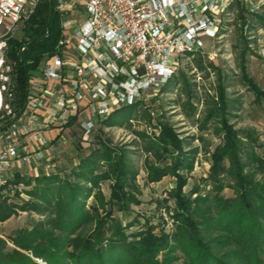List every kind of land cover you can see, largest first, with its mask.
I'll return each instance as SVG.
<instances>
[{"label":"trees","instance_id":"16d2710c","mask_svg":"<svg viewBox=\"0 0 264 264\" xmlns=\"http://www.w3.org/2000/svg\"><path fill=\"white\" fill-rule=\"evenodd\" d=\"M61 40V18L53 4L50 10L47 0H41L24 23L20 38L8 42L14 81L11 106L16 112L26 101L30 74L44 59L61 51ZM22 46L25 48L20 52ZM178 81L179 77L172 74L160 90L168 91ZM246 81L244 78L249 84ZM187 91V107L194 110L190 87ZM251 91L255 101L264 99L263 93L254 88ZM218 98V105L214 102L200 125L192 120L199 132L214 121L213 131L221 141L213 150L202 136L181 139L165 124L159 125L158 136L134 132L138 140L133 145L151 156L152 161L145 165L147 182H159L166 176L176 179L170 191L175 200L172 233L161 231L155 235L153 228L147 227L145 231L126 234L132 224L123 226L114 216L115 212L128 213L131 205L139 204L138 171L128 152L104 137L103 128L130 129L133 121L140 120L155 128L149 110L142 101H136L117 108L101 121L93 136V148L88 154H78L73 180H62L53 174H13L7 184L31 186L27 191L31 199L18 204L0 198V222L18 211H48L50 218L16 231L9 238L13 245L10 250L0 238V264H264V157L258 152L261 144L254 131L234 129L228 124L234 106L226 101L223 90ZM74 120L75 117L64 123L61 131ZM193 140L202 141L211 166L207 177L184 194L187 174L200 150L193 146ZM102 182H110L108 199L99 190ZM225 189L231 190L233 196L224 197ZM91 197L94 201L88 206ZM54 230L61 234L53 235Z\"/></svg>","mask_w":264,"mask_h":264},{"label":"built area","instance_id":"2783aa9c","mask_svg":"<svg viewBox=\"0 0 264 264\" xmlns=\"http://www.w3.org/2000/svg\"><path fill=\"white\" fill-rule=\"evenodd\" d=\"M40 1L0 0V198L22 186L7 184L15 164L28 165L32 154L37 162L48 158L43 132L83 113V134L91 136L114 110L145 100L172 76L180 56L217 37V15L235 0H51L62 49L30 74L26 101L12 121L8 42L20 38Z\"/></svg>","mask_w":264,"mask_h":264},{"label":"rangeland","instance_id":"374dc122","mask_svg":"<svg viewBox=\"0 0 264 264\" xmlns=\"http://www.w3.org/2000/svg\"><path fill=\"white\" fill-rule=\"evenodd\" d=\"M217 18L219 22L217 37L213 40L204 39L205 45L202 50L178 58L173 73L179 77L178 83L168 91L160 90L162 85L158 90L148 92L142 101L143 107L149 110L155 128L147 126L144 120L133 121L130 129L103 128L104 137L109 139L113 146L128 152L138 171L136 182L140 191V195L137 196L139 204L131 205L128 213H114L123 226L132 224L126 229V234L142 232L147 227L153 228L155 235H159L161 231L172 233L175 229L173 216L175 200L170 197V191L174 189L176 179L166 176L159 182H147L145 165L152 160L140 147L136 149L133 145V141L138 140L135 131L158 136L159 125L165 124L173 128L181 139L202 136L210 144L209 149L213 150L221 141L213 131L214 121H210L207 129L199 132L192 120L198 121L200 125V121L207 110L214 106V102L218 105V96L223 90L226 101L234 106L231 111L233 115L227 118L228 124L234 129L254 131L258 144H261L258 152L264 157V99L255 101L254 93L251 91L254 88L264 94V0H235L223 7ZM244 78L249 84L244 82ZM189 87L194 110L187 107ZM100 125L101 123L96 124L91 136L87 137L80 126L74 125L73 128L66 130L68 139L51 145L46 160L29 162L28 165L20 166L19 172L23 176L53 174L62 180H73L72 170L78 154H88L93 148V136L97 134ZM192 144L200 150L192 171L187 174V185L182 189L184 194L207 177L211 166L209 154H204L202 141L193 140ZM31 188L20 186L13 188L12 192L6 191L5 188L4 197L8 201L21 204V201L31 199L27 195ZM99 190L108 199L110 182L100 183ZM222 195L232 197L233 192L225 189ZM93 201L92 197L89 198L87 205H91ZM47 217L48 211L42 213L18 211L9 219L0 222V238L6 241L7 250L13 248L9 238L14 236L16 231L31 228L33 222L49 220L50 217L48 219ZM60 234L59 230L53 231V235ZM36 261L40 262L38 259Z\"/></svg>","mask_w":264,"mask_h":264},{"label":"crops","instance_id":"0c3cea01","mask_svg":"<svg viewBox=\"0 0 264 264\" xmlns=\"http://www.w3.org/2000/svg\"><path fill=\"white\" fill-rule=\"evenodd\" d=\"M41 115H45L46 112L45 111H41L40 112ZM73 117H75V120L73 121L72 125L63 129L61 131V127L57 128V127H51L48 130H46L45 132L42 133L43 137L48 140L50 142V145H54V144H58L61 142V140H66L67 134H66V130H68L69 128H73L74 125H78L81 127V122L83 120L86 119L85 115L83 113L77 114V113H72L69 120L72 119ZM32 147V146H31ZM51 147V146H50ZM31 159L30 162L32 163H36L37 161L34 159V155H30ZM18 173L21 175V173L19 172V166L18 164H15L13 169L11 170V176H13V174Z\"/></svg>","mask_w":264,"mask_h":264},{"label":"water","instance_id":"95a60500","mask_svg":"<svg viewBox=\"0 0 264 264\" xmlns=\"http://www.w3.org/2000/svg\"><path fill=\"white\" fill-rule=\"evenodd\" d=\"M48 4H49V8L50 10L52 9V2L51 0H47ZM21 114V110H19L16 115L14 116V118L12 119V121H14L19 115ZM40 263V262H39ZM43 264V263H42Z\"/></svg>","mask_w":264,"mask_h":264}]
</instances>
